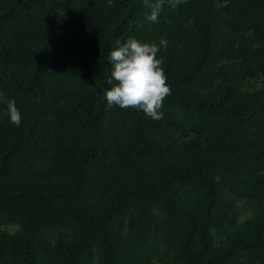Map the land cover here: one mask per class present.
Here are the masks:
<instances>
[{"label":"trees","instance_id":"trees-1","mask_svg":"<svg viewBox=\"0 0 264 264\" xmlns=\"http://www.w3.org/2000/svg\"><path fill=\"white\" fill-rule=\"evenodd\" d=\"M224 2L0 0V264H264V0ZM130 37L161 120L107 106Z\"/></svg>","mask_w":264,"mask_h":264},{"label":"clouds","instance_id":"clouds-1","mask_svg":"<svg viewBox=\"0 0 264 264\" xmlns=\"http://www.w3.org/2000/svg\"><path fill=\"white\" fill-rule=\"evenodd\" d=\"M173 6L187 3V0H168ZM165 0H144L145 7L151 9L147 17L158 22ZM111 5V0H109ZM217 7H227V0ZM117 47L111 51L108 59L112 64L111 78L108 83L113 86L106 91L108 108L119 106L121 109L142 110L153 120L163 119V101L171 95L167 77L162 68V60L157 59L160 46L167 47V41L161 39L160 44L141 43L130 37L125 43L116 41ZM115 82V83H114ZM10 122L17 127L22 123L21 113L16 102H8Z\"/></svg>","mask_w":264,"mask_h":264}]
</instances>
